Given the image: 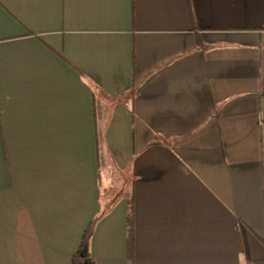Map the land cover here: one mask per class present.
I'll use <instances>...</instances> for the list:
<instances>
[{
  "label": "crops",
  "instance_id": "obj_1",
  "mask_svg": "<svg viewBox=\"0 0 264 264\" xmlns=\"http://www.w3.org/2000/svg\"><path fill=\"white\" fill-rule=\"evenodd\" d=\"M0 264H264V0H0Z\"/></svg>",
  "mask_w": 264,
  "mask_h": 264
},
{
  "label": "trees",
  "instance_id": "obj_2",
  "mask_svg": "<svg viewBox=\"0 0 264 264\" xmlns=\"http://www.w3.org/2000/svg\"><path fill=\"white\" fill-rule=\"evenodd\" d=\"M131 209H132V207L130 206V211H131ZM129 233H130V243L132 242V239H133V237H132V234H133V226H132V222H131V213H130V221H129ZM87 245V239H86V241H85V244H84V248H85V246Z\"/></svg>",
  "mask_w": 264,
  "mask_h": 264
},
{
  "label": "rangeland",
  "instance_id": "obj_3",
  "mask_svg": "<svg viewBox=\"0 0 264 264\" xmlns=\"http://www.w3.org/2000/svg\"><path fill=\"white\" fill-rule=\"evenodd\" d=\"M106 178H107V172L105 171L104 172V177H103V180H104V186H106ZM118 186V184H116V187Z\"/></svg>",
  "mask_w": 264,
  "mask_h": 264
},
{
  "label": "water",
  "instance_id": "obj_4",
  "mask_svg": "<svg viewBox=\"0 0 264 264\" xmlns=\"http://www.w3.org/2000/svg\"><path fill=\"white\" fill-rule=\"evenodd\" d=\"M86 249V246H85V248H84V250Z\"/></svg>",
  "mask_w": 264,
  "mask_h": 264
}]
</instances>
